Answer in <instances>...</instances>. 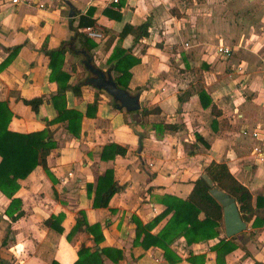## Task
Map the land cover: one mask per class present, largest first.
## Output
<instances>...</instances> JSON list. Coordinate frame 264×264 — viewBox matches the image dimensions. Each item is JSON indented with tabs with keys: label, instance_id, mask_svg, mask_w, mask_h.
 Segmentation results:
<instances>
[{
	"label": "crops",
	"instance_id": "1",
	"mask_svg": "<svg viewBox=\"0 0 264 264\" xmlns=\"http://www.w3.org/2000/svg\"><path fill=\"white\" fill-rule=\"evenodd\" d=\"M107 6L120 16L103 13ZM88 7L95 19L90 25L103 36L93 39L96 45L90 50L76 41L78 53L66 51L62 65L70 75L69 83H82L65 91L66 106L83 113L79 136L67 130L66 122L48 126L57 143L46 158L51 176L38 165L19 181L14 197L22 199L24 213L14 222L4 212L9 199L0 191V263L50 264L55 259L73 264L80 244L94 247L91 235L84 231L66 239L81 216L101 225L99 252L102 247L121 251L117 262L102 256L105 264H172L162 249L133 244L132 219L146 223L161 213L164 205L156 196L170 193L185 198L211 161L224 162L249 189L253 205L262 196L264 208V160L255 153L256 148L264 150V0H0V63L10 48L19 45L0 69V100L13 112L9 129L41 130L46 120L56 117L51 95L58 82L49 77L45 48H55L74 35L80 14H86ZM147 19L148 35L136 41L132 33L120 37L125 24L136 26ZM85 27L77 29L84 32ZM116 44L140 58L130 69L127 86L129 93H139L136 111L118 107L111 94L96 87L92 77L98 75L86 65L113 78L115 71L107 57ZM219 44L230 52L220 53ZM200 88L211 97L206 107L198 96ZM34 96L43 97L37 113L22 100ZM95 98L96 111L86 116V105ZM212 103L217 116L211 113ZM143 106L158 107L159 112L142 116ZM213 119L216 129L211 126ZM158 122L178 128L159 135L154 130ZM109 143L123 146L125 155L102 160V147ZM106 169L113 170L121 189L107 207L94 208L93 192L87 194L86 184L94 190ZM59 213L63 214L62 233L44 224ZM222 226L220 238L226 237ZM234 240L237 248L225 256V264H264L260 217L246 222V229ZM217 241L186 245L184 238H178L171 249L181 260L174 264H199L187 261L189 254L204 255L203 264H215L210 247Z\"/></svg>",
	"mask_w": 264,
	"mask_h": 264
},
{
	"label": "trees",
	"instance_id": "2",
	"mask_svg": "<svg viewBox=\"0 0 264 264\" xmlns=\"http://www.w3.org/2000/svg\"><path fill=\"white\" fill-rule=\"evenodd\" d=\"M92 7H88L86 14H80L75 32L70 38L62 40L59 46L55 48H45V53L49 56V67L51 79L58 82L57 91L51 95V99L57 115L54 119L47 121L46 127L32 132H18L9 129V123L13 117V112L9 109L7 102L0 100V191L9 202L4 210L6 216L11 222L16 221L23 215L22 199L14 197V194L20 188L19 181L25 179L29 173L38 165L42 166L49 176L50 170L47 166L46 158L50 151L57 145L53 138L49 125L56 122H66L67 130L75 137L79 136L81 129V120L83 113L74 107L66 106L65 91L69 88L73 90L79 88L82 83L71 84L68 82L69 73L62 69L64 55L66 51L76 52L77 42L81 46L90 50L96 45V42L88 37L83 31H79L78 27L95 24L92 15ZM103 13L119 17V11L105 7ZM150 20L147 19L142 23L132 26L125 24L119 32L120 37L127 33H132L134 41L139 40L148 35ZM19 45L9 49L7 57L0 63V69L10 60L11 55L17 52ZM77 48V49H76ZM140 58L133 55L129 49L123 48L116 44L112 52L107 57L110 69L115 71L113 77L116 85L126 89L131 76V67L138 63ZM140 87H137L139 90ZM135 94H139L136 92ZM198 96L203 107L211 103L210 95L204 88L198 90ZM179 101L183 100L178 97ZM24 103L30 105L31 110L37 113L39 105L43 101L42 96H34L31 98H23ZM115 104H117L115 102ZM97 99L87 103L85 115H93L96 111ZM159 112L158 107L148 108L143 106L140 110L142 116ZM211 113L215 116L219 114L214 103L211 105ZM90 117V116H89ZM211 126L216 129V119L211 121ZM177 124L158 122L154 126L157 134L161 135L165 130H175ZM196 139H201L196 136ZM126 149L116 143H109L102 147L100 158L102 160H112L116 156H123ZM206 173L214 185L233 196L237 202L241 218L245 222H249L254 216L260 217L264 221V208L262 196H257L255 205L252 203V195L247 187L239 183L229 172L224 162L211 161L205 168ZM193 186L185 198L174 194L165 193L156 196V200L164 205L161 213L156 215L150 221L143 223L138 218L133 217L136 224L135 239L133 244L148 249L151 246L162 249L163 255L169 263H177L181 260L172 249L171 244L178 238H184L186 245L207 241L209 239L218 238V241L210 247L215 252V264H225V256L237 248L235 236L229 238H220L222 226V207L209 193V186L199 176L192 182ZM92 184H86L87 194L92 193V207H107L110 198L121 189V186L113 179V170L106 169L104 174L98 176L97 182L92 190ZM165 219L163 225L156 231L152 230ZM63 214H52L44 221V224L57 233L63 232L61 222ZM77 231H84L91 235L94 243L93 250L84 243L80 244L77 252V259L73 264H105L102 256L111 258L117 262L121 258V251L112 247H102L99 252L98 244L103 241L101 225L99 223L90 224L81 216L76 217L75 224L66 234V239L70 240ZM200 259V261H197ZM186 260L191 263L199 262L203 264L204 255L193 256L189 254ZM3 264V263H0ZM50 264H59L55 259L50 260ZM253 264H263L254 261Z\"/></svg>",
	"mask_w": 264,
	"mask_h": 264
},
{
	"label": "water",
	"instance_id": "3",
	"mask_svg": "<svg viewBox=\"0 0 264 264\" xmlns=\"http://www.w3.org/2000/svg\"><path fill=\"white\" fill-rule=\"evenodd\" d=\"M90 71L98 76L92 77L93 84L98 88H104L109 94L117 100L118 107H124L126 111L132 112L140 107L138 94L129 93L128 90L116 85L110 74H105L101 69L86 63ZM201 178L209 186V193L222 207V220L224 226V235L232 237L246 229V222L241 218L237 202L233 196L214 185L211 178L202 173Z\"/></svg>",
	"mask_w": 264,
	"mask_h": 264
},
{
	"label": "built area",
	"instance_id": "4",
	"mask_svg": "<svg viewBox=\"0 0 264 264\" xmlns=\"http://www.w3.org/2000/svg\"><path fill=\"white\" fill-rule=\"evenodd\" d=\"M14 2L18 1V0H12ZM116 1V0H114ZM84 32L85 34L92 38V39H100L103 34L100 30H98L97 28H95L94 26L92 25H88L84 28ZM217 50L220 52V53H228L230 52V48L224 44H219L218 47H217ZM255 153L258 157L259 160H264V158L262 157V154L264 153V150H262L261 148H256L255 149ZM68 175H71L70 173Z\"/></svg>",
	"mask_w": 264,
	"mask_h": 264
},
{
	"label": "rangeland",
	"instance_id": "5",
	"mask_svg": "<svg viewBox=\"0 0 264 264\" xmlns=\"http://www.w3.org/2000/svg\"><path fill=\"white\" fill-rule=\"evenodd\" d=\"M222 228H223V226H222Z\"/></svg>",
	"mask_w": 264,
	"mask_h": 264
}]
</instances>
